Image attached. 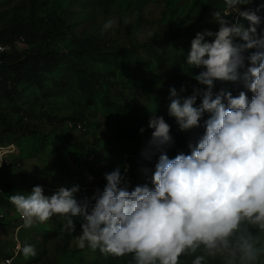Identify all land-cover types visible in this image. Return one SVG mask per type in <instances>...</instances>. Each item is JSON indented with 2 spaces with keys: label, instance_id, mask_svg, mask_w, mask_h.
Instances as JSON below:
<instances>
[{
  "label": "rangeland",
  "instance_id": "obj_1",
  "mask_svg": "<svg viewBox=\"0 0 264 264\" xmlns=\"http://www.w3.org/2000/svg\"><path fill=\"white\" fill-rule=\"evenodd\" d=\"M208 1L0 0V34L18 23L31 21L35 14L46 21L66 19L75 35V39L68 35L61 44L63 63L47 80L49 91L56 89L62 96L47 100L37 86L24 88L19 107L21 117L25 114L28 120V128L18 123L21 118L15 115L18 109L0 100V109L16 126V136L9 139L16 155L10 168L0 170L3 183L0 206L7 220L0 222V264H125V256L134 259V254L117 258L87 245L80 248L78 238L83 223L80 217L74 218L75 232L69 242L63 245L62 240L52 242L49 237L63 228V218L53 216L44 224L25 228L9 197L30 194L35 186H41L44 194L51 196L60 187L78 185L76 199L86 201L90 208L94 204L91 197L106 184L105 173L117 167L129 191L137 185L151 186V175L160 154L145 151L152 132L148 122L153 115L162 116L170 125L173 143L164 149L168 157L174 158L181 152L190 154L188 145H195L203 135L208 114L202 117L200 127L181 132L175 119L168 115L169 90L175 88L181 99L191 96L194 88L204 90L193 79L200 69L189 68L186 57L197 33L218 31L214 13L226 14V8L208 5ZM260 5H264V0H250L240 10L256 11ZM110 19L116 21L115 25L103 30ZM261 19L257 30L264 34V15ZM229 20L249 27V22L238 16ZM45 23L43 30L47 31ZM92 38L107 43V46L100 43V54L79 46L80 40L89 39L93 43ZM212 39L205 37L207 42ZM234 42L241 43L239 38ZM254 51L243 53L245 68L239 70L241 73L248 66L247 57ZM177 67L182 71L181 76L173 78L170 72ZM80 74L95 83L90 105L80 86ZM221 89L230 91L234 97L245 91L251 99L252 94L240 80L215 82L213 93ZM200 102L198 97L195 106ZM79 122L84 124L86 132L77 130ZM66 135L74 138L75 146L63 145ZM82 187L85 193L80 195ZM249 231L256 230L249 226ZM252 234L264 246V232L257 229ZM25 244L35 247L34 257L23 256L20 246ZM201 254L202 250L185 252L179 257V264H193ZM202 264H223V259L207 258ZM258 264H264V256Z\"/></svg>",
  "mask_w": 264,
  "mask_h": 264
},
{
  "label": "clouds",
  "instance_id": "obj_2",
  "mask_svg": "<svg viewBox=\"0 0 264 264\" xmlns=\"http://www.w3.org/2000/svg\"><path fill=\"white\" fill-rule=\"evenodd\" d=\"M249 2L225 0L226 14L214 13L218 31L205 30L191 41L186 64L200 69L193 79L204 90L194 88L184 99L175 88L169 90L168 115L181 132L200 127L208 114L203 135L188 145L190 154L168 157L164 149L173 143L170 125L153 115L145 151L160 154L151 186L137 185L129 191L117 167L105 173L106 184L91 197L90 208L76 199L78 185L60 187L51 196L35 186L30 194L9 197L23 226L59 216L64 220L62 231L72 233L74 218L80 217V248L87 245L117 258L134 254L136 264H179L182 254L197 250L202 254L193 264L216 257L223 264H258L264 246L249 226L264 232V34L257 35L262 19L256 11L240 10ZM234 15L248 21L249 27L230 23ZM115 23L108 20L103 30ZM205 37L214 39L207 42ZM252 49L256 51L247 57L248 66L241 73L243 53ZM238 80L252 94L250 100L245 91L235 97L224 89L213 93L215 82ZM198 97L201 102L195 106ZM20 251L25 258L37 254L29 244Z\"/></svg>",
  "mask_w": 264,
  "mask_h": 264
},
{
  "label": "trees",
  "instance_id": "obj_3",
  "mask_svg": "<svg viewBox=\"0 0 264 264\" xmlns=\"http://www.w3.org/2000/svg\"><path fill=\"white\" fill-rule=\"evenodd\" d=\"M208 5L226 8L225 0H209ZM67 12L71 14L70 11ZM256 13L262 17L264 15V5H260L259 8L256 9ZM44 23L46 27H48L47 31L43 30ZM260 34L263 33L257 30V35L259 36ZM68 35L75 39L73 29L66 19L57 17L56 19L52 18L46 21L39 19L35 14L32 16L31 21L18 23L9 28L8 31L0 34V45L4 46H12L17 40L23 37L25 38V41H21L14 48L12 54L6 55L3 63L0 64V100L8 102L16 107L19 112L15 110V115L19 116V118L21 117L20 110H22L19 107V101L22 98L24 88L37 86L44 94L43 97L47 100L62 96V93L56 89L49 91L47 80L56 73L57 69L63 63L64 55L60 46L62 43L66 42V37ZM91 40L94 42L92 43L89 39L80 40L81 45L79 46L81 48L84 47L85 51L91 50L97 54L101 53L100 43L103 44V46H107V43L102 40L99 42H97L95 38H92ZM83 44H85V46ZM170 73L173 78H179L182 71L177 67ZM78 77L87 104L90 105L93 102L95 83L88 77H82L81 74L78 75ZM24 115L19 119L18 123H22V125L28 128V120ZM53 121L54 120H52V122ZM82 125L84 126V124ZM84 129L85 130L82 131L83 133L86 132L85 127ZM14 136H16V126L14 125L13 120H11L2 109H0V146L13 145L9 144V139ZM63 145L66 148L75 146L74 138L71 135H66L63 139ZM56 147L58 148V146ZM125 169H127L125 173L129 179V174L127 173L130 169L129 164H127ZM0 222L5 223L7 220L5 218L0 219ZM52 226L56 227L54 225ZM254 229L257 231V228ZM256 231H252V233H255ZM49 234L50 233H47V236ZM71 236H73V232L69 233L62 231V228H60L51 233L49 238L50 241L53 239L59 241L62 240L61 245H63L64 243L69 242ZM130 262H132L131 264H136L135 259L129 260L128 256H125V264H130Z\"/></svg>",
  "mask_w": 264,
  "mask_h": 264
},
{
  "label": "built area",
  "instance_id": "obj_4",
  "mask_svg": "<svg viewBox=\"0 0 264 264\" xmlns=\"http://www.w3.org/2000/svg\"><path fill=\"white\" fill-rule=\"evenodd\" d=\"M21 41H25V38H21L19 40L16 41V43L12 46H4V45H0V64L3 63V60L5 58L6 55L8 54H12V51L14 50V48L21 42ZM76 128L77 130L80 131H84V127L80 124L77 123L76 124ZM14 145L11 146H0V170L2 169H6V168H10V166L12 165L11 163V159L12 157H15L14 155H16V153L14 154ZM17 152V151H15ZM1 181V178H0ZM2 181L0 182V198L3 195V186H2ZM93 189L96 190V188L93 187ZM85 193V187H82L81 193H79L80 195ZM1 206H0V219L5 218V214L3 213V211L1 210ZM17 214L19 215V213L17 212ZM20 217V216H19ZM21 219V218H20ZM8 263H10V261H8Z\"/></svg>",
  "mask_w": 264,
  "mask_h": 264
},
{
  "label": "crops",
  "instance_id": "obj_5",
  "mask_svg": "<svg viewBox=\"0 0 264 264\" xmlns=\"http://www.w3.org/2000/svg\"><path fill=\"white\" fill-rule=\"evenodd\" d=\"M50 220H51V219H50ZM50 220H49V221H50ZM49 225H50V224H49Z\"/></svg>",
  "mask_w": 264,
  "mask_h": 264
}]
</instances>
